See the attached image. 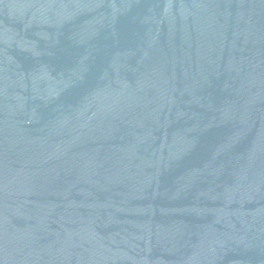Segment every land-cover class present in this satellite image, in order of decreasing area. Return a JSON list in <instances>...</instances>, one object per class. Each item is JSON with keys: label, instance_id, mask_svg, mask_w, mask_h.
Segmentation results:
<instances>
[{"label": "water", "instance_id": "1", "mask_svg": "<svg viewBox=\"0 0 264 264\" xmlns=\"http://www.w3.org/2000/svg\"><path fill=\"white\" fill-rule=\"evenodd\" d=\"M0 264H264V0H0Z\"/></svg>", "mask_w": 264, "mask_h": 264}]
</instances>
